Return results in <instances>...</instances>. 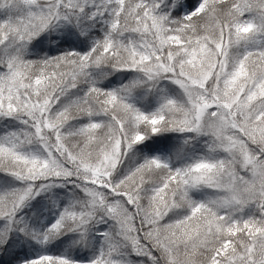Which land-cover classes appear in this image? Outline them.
<instances>
[{
    "label": "snow or ice",
    "instance_id": "6c2138e0",
    "mask_svg": "<svg viewBox=\"0 0 264 264\" xmlns=\"http://www.w3.org/2000/svg\"><path fill=\"white\" fill-rule=\"evenodd\" d=\"M0 264H264V0H0Z\"/></svg>",
    "mask_w": 264,
    "mask_h": 264
}]
</instances>
